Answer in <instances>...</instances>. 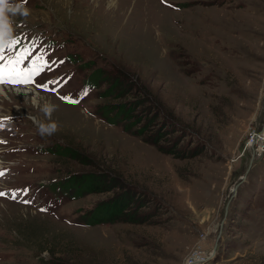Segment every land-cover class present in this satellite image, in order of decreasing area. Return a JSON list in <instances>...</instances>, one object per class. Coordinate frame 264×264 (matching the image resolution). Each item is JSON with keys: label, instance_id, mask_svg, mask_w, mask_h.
Here are the masks:
<instances>
[{"label": "rangeland", "instance_id": "obj_1", "mask_svg": "<svg viewBox=\"0 0 264 264\" xmlns=\"http://www.w3.org/2000/svg\"><path fill=\"white\" fill-rule=\"evenodd\" d=\"M108 1L7 0L28 15L5 10L0 55L47 67L0 83L39 93L0 98L2 117L23 115L0 121V264H183L197 245L206 264H264V154L247 145L264 130V0ZM118 105L130 119L112 125L101 109ZM84 173L103 177L100 193L51 186ZM115 197L136 222L82 223Z\"/></svg>", "mask_w": 264, "mask_h": 264}, {"label": "trees", "instance_id": "obj_2", "mask_svg": "<svg viewBox=\"0 0 264 264\" xmlns=\"http://www.w3.org/2000/svg\"><path fill=\"white\" fill-rule=\"evenodd\" d=\"M97 76L92 78L93 83H95L92 87L95 90H98L99 84L105 82V75L99 69H96ZM87 78V77H86ZM85 78V79H86ZM89 80L91 77L88 78ZM86 81V80H84ZM86 83V82H85ZM118 86V78H113L111 84L105 91L102 93L103 97L111 96L114 91H116ZM128 109H125V106L118 105L115 107H102L101 114L103 117L109 116L107 119L110 121L112 125L117 124L118 121L127 120L129 122ZM130 124V123H129ZM125 132H129L130 129L128 127H124ZM133 136H141V133H131ZM147 142V141H146ZM151 145L155 146V142L152 141ZM50 150L53 154L61 155V156H69L72 157L74 160V152L69 150L68 148H60V147H53ZM104 181L103 177L99 174L95 173H84L80 175H70L64 180L51 183V186L54 185L55 188L53 190L60 191L62 194H67L71 200L79 199L88 194H96L102 191V187ZM104 188V187H103ZM126 199L115 197L112 200L102 202L96 204L91 210L81 215L80 220L85 226H95V225H111L115 223H133L136 222L134 217H130L128 214L123 213V210L126 207ZM49 264H57L53 263V261ZM59 264H64L60 262Z\"/></svg>", "mask_w": 264, "mask_h": 264}, {"label": "snow or ice", "instance_id": "obj_3", "mask_svg": "<svg viewBox=\"0 0 264 264\" xmlns=\"http://www.w3.org/2000/svg\"><path fill=\"white\" fill-rule=\"evenodd\" d=\"M18 43V40L13 39L9 43L8 47L12 48ZM29 55L30 53L25 51L24 53L18 54L15 58L8 60H5L4 57L0 55V83L27 84L32 81L34 76L38 75L47 67V62L43 61L42 57L37 58V60L41 61V63H37V61L34 60L32 61L30 68L24 67V62L28 59ZM85 94H87L86 90ZM69 102L76 103L77 101ZM0 143H2V141H0ZM0 175H3V173L0 172ZM2 195H4V193L0 192V196ZM13 198H15V196H13Z\"/></svg>", "mask_w": 264, "mask_h": 264}, {"label": "clouds", "instance_id": "obj_4", "mask_svg": "<svg viewBox=\"0 0 264 264\" xmlns=\"http://www.w3.org/2000/svg\"><path fill=\"white\" fill-rule=\"evenodd\" d=\"M22 4H18L14 7H9L7 0H0V42L5 41L7 38L11 36V28L9 25V21L5 17V10L11 11L12 13L20 12L22 15L27 16V9L22 10ZM55 110L54 105L45 104L41 109L46 117L50 118L52 112ZM57 125L55 122L44 124L40 123L38 131L41 135L44 134H52L56 131Z\"/></svg>", "mask_w": 264, "mask_h": 264}, {"label": "bare ground", "instance_id": "obj_5", "mask_svg": "<svg viewBox=\"0 0 264 264\" xmlns=\"http://www.w3.org/2000/svg\"><path fill=\"white\" fill-rule=\"evenodd\" d=\"M108 3L110 5H113V4H115V0H109ZM8 91L15 93V95H17V96H27V97L32 96L31 99H32L33 103L38 104L37 99L39 98V93L31 86H21V87L11 88L8 86V84H0V98L5 97L8 100ZM15 109L19 110L20 111L19 113H21L20 107L16 106ZM16 112L10 111V114L8 116H4V117H2L3 115H0L1 116L0 121L5 122V121L13 120L15 117H19V118L23 117V115H21V114H19V116H17ZM33 121L35 123L37 120L34 118ZM252 132H256V131H252ZM247 133H248V131H247ZM0 163H1V161H0ZM198 246L199 245H197L194 248L192 247V249L189 251V253L184 258L183 264H190L191 262H193L197 258ZM207 261H208V256H206L203 259V264H206Z\"/></svg>", "mask_w": 264, "mask_h": 264}, {"label": "built area", "instance_id": "obj_6", "mask_svg": "<svg viewBox=\"0 0 264 264\" xmlns=\"http://www.w3.org/2000/svg\"><path fill=\"white\" fill-rule=\"evenodd\" d=\"M248 146L253 147L256 145L255 152L258 156L264 154V130L261 132H251L250 138L248 140ZM206 257L205 252L202 250L201 246L197 249V258L190 264H203V259Z\"/></svg>", "mask_w": 264, "mask_h": 264}]
</instances>
